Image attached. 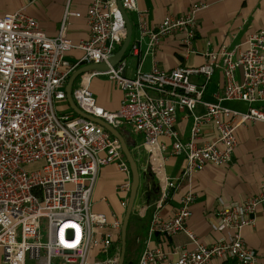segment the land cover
<instances>
[{"label":"built area","instance_id":"built-area-1","mask_svg":"<svg viewBox=\"0 0 264 264\" xmlns=\"http://www.w3.org/2000/svg\"><path fill=\"white\" fill-rule=\"evenodd\" d=\"M120 6L126 14L137 13L138 43L146 40L151 54L162 40L176 34L181 36L185 54L196 52L192 44L197 14L206 4H193L186 14L165 17L151 29L145 14L137 10L136 0H120ZM81 17L66 8L54 38L24 8L0 17V264L119 263L120 230L131 189L130 169L120 143L92 121L58 114L56 104L66 101L65 87L76 70L84 65H108L115 47L126 38V26L116 0H90L83 18L88 37L75 43L67 37L69 20ZM139 44L131 48L136 56ZM73 51L81 53L76 61L67 58ZM202 53L204 62L196 68L162 70L154 65L147 72L137 70L130 78L121 61L107 72L82 75L72 87V99L84 114L117 131L133 128L143 136V149L161 158H185L180 177L165 178L151 206L133 209L132 217L140 218L153 209L145 240L139 242L142 248L136 264H208L212 260L259 264L244 243L242 231L252 224L256 208L264 209V184L255 197L242 203L226 206L220 202L213 230L222 235L210 245L202 244L186 227L193 193L181 198L171 218L160 217L179 180L190 183L206 165L231 162L237 128L249 123L264 125V30L248 34L232 47L222 44ZM216 70L224 86L214 102H207L203 95ZM99 75H105L123 94L116 112L99 106L89 89L91 79ZM195 76L201 77V83L192 81ZM224 102L247 104L248 109L232 110ZM179 115L190 121L186 141L176 130ZM206 126L214 130L213 141H204ZM111 164L125 180L117 187L123 214H112L109 219L92 210L91 195L99 169ZM179 233L187 236L191 250L177 247L170 253L160 245L150 246L154 235L162 242Z\"/></svg>","mask_w":264,"mask_h":264},{"label":"crops","instance_id":"crops-1","mask_svg":"<svg viewBox=\"0 0 264 264\" xmlns=\"http://www.w3.org/2000/svg\"><path fill=\"white\" fill-rule=\"evenodd\" d=\"M90 0H0V17L7 13H14L24 8L26 15L37 20L49 38L57 35L61 18L66 8L71 12H78L81 18H70L67 37L73 42L85 40L88 37V27L84 16L89 7ZM193 4H206L207 8L197 14L198 28L192 44L193 54H185L179 34L162 40L154 54L147 50V41L138 43L137 13L128 12L127 19L131 26L130 40L123 54L122 61L126 64L127 77H134L137 70L150 71L156 65L162 70H171L176 67L196 68L203 64L204 50H215L222 44L232 47L242 42L248 34L264 30V0H136L137 10L145 14L148 28H154L165 17H178L186 14ZM206 42L210 46H206ZM139 44V55L132 54L131 48ZM123 43L116 46V55ZM79 51L68 55V60L76 61L80 58ZM82 77V76H81ZM78 78L73 87L79 84ZM235 79L240 82V73L236 72ZM201 77H192L195 83H201ZM224 80L219 70L213 74L206 87L203 100L214 102L217 94L222 90ZM89 89L99 106L109 112H116L120 108L123 94L108 80L105 75L91 79ZM224 106L239 112L248 109L247 104L240 102H224ZM259 106V105H256ZM58 114L76 117L67 101L62 102ZM202 113L199 107L197 110ZM190 121L182 120L178 116L176 130L180 139H188ZM119 133L123 136L129 150L134 157L139 173L140 185L135 201V210H140L144 205H152L158 197V188L165 179H177L185 166V158L164 157L154 152L143 149V136L133 128L126 126ZM216 135L210 126L204 129V141H213ZM237 148L232 160L225 166L208 164L205 168L192 176L190 183L179 180L178 187L171 191L169 199L160 210V217L171 218L180 208L181 198L188 192L193 193L195 200L191 205V216L186 222V227L196 238L205 245L214 243L222 235L213 230L216 221V212L223 204H239L255 197L264 184V125L249 123L240 126L235 131ZM160 142L169 146L170 142L164 138ZM125 180V175L114 164L101 167L98 171L95 186L91 195V206L94 212L105 214L109 219L112 214L122 215L120 197L117 187ZM153 209L150 208L143 218L133 215L128 230V239L135 238L140 246L137 249V258L142 246L139 242L145 240L150 217ZM252 224L245 227L242 237L246 246L252 250L259 259V264H264V209L256 208L252 214ZM161 241L154 235L150 246L160 245L170 253L177 247L191 250L192 246L184 233H179L168 241ZM172 258H175L172 256ZM137 262V259H136ZM136 264V263H134ZM208 264H236L232 261L219 262L212 260Z\"/></svg>","mask_w":264,"mask_h":264},{"label":"water","instance_id":"water-1","mask_svg":"<svg viewBox=\"0 0 264 264\" xmlns=\"http://www.w3.org/2000/svg\"><path fill=\"white\" fill-rule=\"evenodd\" d=\"M117 5L119 9L122 12V15L124 17L125 26H126V38L123 42V46L121 50L114 56H112L108 62V65L105 64H92V65H84L80 67L78 70H76L69 78L67 85L65 87V94H66V101L69 104L71 110L76 113L77 116H80L82 118H85L89 121H92L98 125H100L102 128H104L108 133H110L114 138L118 140L121 146V151L125 157V160L129 166L130 174H131V189L129 193L128 203L127 207L125 209L122 226L120 230V257H119V263L118 264H125V252H126V239H127V228L128 223L130 220V217L132 215L137 193L139 190L140 185V173L137 166V163L132 156L129 147L127 143L125 142L123 136L119 133V131L113 129L111 126L106 124L100 119L93 118L89 115L84 114L79 108L75 105L73 99H72V87L75 81L80 78L82 75L90 72H107L109 67H113L120 63L122 61L123 54L127 48V45L130 40L131 35V26L127 19L126 13L121 9L120 6V0H116Z\"/></svg>","mask_w":264,"mask_h":264},{"label":"rangeland","instance_id":"rangeland-1","mask_svg":"<svg viewBox=\"0 0 264 264\" xmlns=\"http://www.w3.org/2000/svg\"><path fill=\"white\" fill-rule=\"evenodd\" d=\"M61 104H56V107L57 108L60 107ZM42 235H43V242H45V236H46V222L45 221L42 222ZM136 248H140V246L138 245V243H136L135 238L130 237L128 239L126 257L128 260H131L133 263H136V259H137V253H136L137 249ZM104 258H105L104 256H101L99 259H104Z\"/></svg>","mask_w":264,"mask_h":264},{"label":"trees","instance_id":"trees-1","mask_svg":"<svg viewBox=\"0 0 264 264\" xmlns=\"http://www.w3.org/2000/svg\"><path fill=\"white\" fill-rule=\"evenodd\" d=\"M131 221H132V215L130 217L129 223H128V228H127V239H126V252H125V264H134L131 260H128L126 255H127V244H128V230H129V226L131 225Z\"/></svg>","mask_w":264,"mask_h":264}]
</instances>
